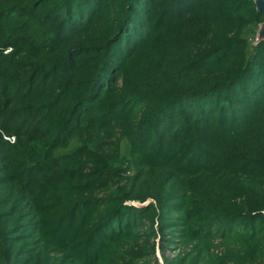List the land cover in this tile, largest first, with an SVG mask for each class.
<instances>
[{"label":"trees","instance_id":"1","mask_svg":"<svg viewBox=\"0 0 264 264\" xmlns=\"http://www.w3.org/2000/svg\"><path fill=\"white\" fill-rule=\"evenodd\" d=\"M263 22L0 0V264H264Z\"/></svg>","mask_w":264,"mask_h":264},{"label":"water","instance_id":"2","mask_svg":"<svg viewBox=\"0 0 264 264\" xmlns=\"http://www.w3.org/2000/svg\"><path fill=\"white\" fill-rule=\"evenodd\" d=\"M255 8L257 12H260L264 9V0H254ZM264 39V22L258 27L257 33H256V42ZM149 204V201H147L144 204L141 203H133L136 207H142L147 206Z\"/></svg>","mask_w":264,"mask_h":264},{"label":"rangeland","instance_id":"3","mask_svg":"<svg viewBox=\"0 0 264 264\" xmlns=\"http://www.w3.org/2000/svg\"><path fill=\"white\" fill-rule=\"evenodd\" d=\"M10 52V49H4L3 50V54H7ZM6 140L10 141V142H13L14 141V137H5Z\"/></svg>","mask_w":264,"mask_h":264}]
</instances>
